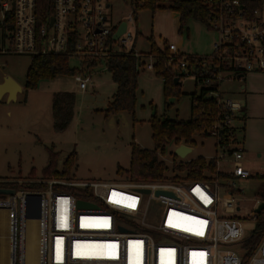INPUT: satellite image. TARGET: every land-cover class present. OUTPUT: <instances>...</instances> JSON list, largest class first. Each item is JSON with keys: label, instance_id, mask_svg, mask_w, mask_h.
I'll return each mask as SVG.
<instances>
[{"label": "built area", "instance_id": "obj_1", "mask_svg": "<svg viewBox=\"0 0 264 264\" xmlns=\"http://www.w3.org/2000/svg\"><path fill=\"white\" fill-rule=\"evenodd\" d=\"M199 1L217 12L209 21L210 30L219 33L209 57L217 65L208 68L204 63L199 75L204 87L218 84L217 91L209 95L217 101L218 115L208 131L223 153L221 159L214 158L216 174L206 171L202 181L167 179L148 184L53 178L40 183L47 185L44 190L16 191L0 202L9 213V264H28L26 221L39 222V254L34 264H243L246 250L242 246L248 238L239 214L242 190L238 183L254 176L244 166L243 144H228L223 136L232 137L233 129L240 128L236 124L244 120L246 107L240 99L225 98L221 84L230 74L237 79L264 72V4L250 15L242 0ZM146 3L132 0V13L124 21L127 30L114 41L121 22L117 27L109 22L105 10L110 5H105V0H54L53 15L41 24L37 0H0V55L103 60L133 52L140 58L141 53L135 50L137 32L133 36L128 23L135 21L134 13ZM180 65L186 70L184 62ZM145 70L154 71L152 56ZM79 71L75 80L85 91L97 72L87 74L81 67ZM226 159L233 166L229 172L220 166L219 160ZM0 182L21 185L40 181ZM31 196L40 197L38 220L30 218L38 210V202ZM79 202L94 206L82 208ZM247 264H264V237Z\"/></svg>", "mask_w": 264, "mask_h": 264}, {"label": "rangeland", "instance_id": "obj_2", "mask_svg": "<svg viewBox=\"0 0 264 264\" xmlns=\"http://www.w3.org/2000/svg\"><path fill=\"white\" fill-rule=\"evenodd\" d=\"M131 2L132 0H105V5H110L105 13L114 27L128 20L132 13ZM170 12L175 11L158 10L153 14L148 9H140L137 12L135 21L128 23L129 32L133 36L138 32L135 41L137 52L148 54L151 46L149 38L154 36L163 49L165 42L172 48L171 54L180 55L181 52L206 57L214 53L219 33L208 30L195 20L189 21L184 32L180 33V28L177 29ZM159 32L161 36L158 35ZM149 58L145 59V63L149 62ZM30 64L29 56L0 55V84L6 77H10L22 87V92L17 95L15 101H10L8 95L0 101V181H40L37 184L48 181L43 180L42 171L48 165L49 148L58 155L59 171L63 169L67 157L77 153L76 165L72 170L73 182H122L125 179L118 175L117 171L119 168L129 169L132 144L136 143L146 150H154L150 124L152 115L188 122L192 116V95L200 93L195 75L188 74L181 80L180 85L172 86V93L176 97H171L174 102L170 103V99L166 101L164 95L162 78L157 77L154 71L144 70L138 79L135 117L121 112L107 118L105 114L96 112L95 108L104 104L105 96H110L115 88L110 73L104 66L93 75V81L88 84L86 92H82L73 76L43 80L37 89H25ZM74 65L76 66L75 63ZM227 78L230 79L222 82L221 92L225 98L237 99L241 92L242 79H234L231 74L227 75ZM58 92H72L77 96L74 119L62 133H55L53 129L52 96ZM193 140L192 152L185 158L175 154L178 146L174 142L166 145L164 154L159 152V159L168 169L167 178H181L177 182L187 180V173L175 169V164L198 158L206 161L215 157L222 158L223 153L215 146L214 137L203 138L197 135ZM245 159L247 162H244V166L254 177L238 183L242 190L238 197L241 205L239 214L244 218L242 225L245 238H249L255 228L252 217L259 206L255 192L260 184L257 177L264 176V158L258 160L255 156L247 155ZM219 161L223 171H231L232 162L227 159ZM32 170L36 171L35 178L30 175ZM0 185L3 184L0 182ZM7 198L0 196V202L6 201ZM25 227V259L28 264H34L38 261L39 254V222L26 221ZM8 235L9 213L5 207L0 206V264H9L11 257ZM240 246L241 244L236 245L237 251H240Z\"/></svg>", "mask_w": 264, "mask_h": 264}, {"label": "trees", "instance_id": "obj_3", "mask_svg": "<svg viewBox=\"0 0 264 264\" xmlns=\"http://www.w3.org/2000/svg\"><path fill=\"white\" fill-rule=\"evenodd\" d=\"M247 14H252L254 10L260 8L264 4V0H242ZM140 9H148L154 14L158 10H171L180 14V29L183 33L187 24L191 20L202 23L208 30L209 21L217 16L214 8H211L199 0H147L144 7ZM139 9V10H140ZM54 13V0H37V21L39 24L47 22L48 18ZM135 19L137 13H134ZM2 27L0 18V28ZM138 35V32H137ZM150 51L148 54L141 57H135L134 53H117L107 59H92L84 58L78 60L70 56H54V55H36L31 57V64L26 74L25 89L35 90L39 83L43 80H55L60 76L76 77L81 72L80 67L85 73L97 72L101 67H105L111 74L112 81L117 85V91L112 100L109 102L106 109L98 110L110 116L127 112L135 117L138 79L145 70V59L151 55L154 59L155 75L164 80V95L166 101L171 97H176L172 93V86L175 84V79L184 71L181 68V62L186 64V76L188 74L195 75L196 84L200 87L199 94H193L191 98V120L181 122L178 120H170L159 118L156 114L152 115L150 120L152 128V139L154 141V150H146L141 148L136 143L132 144L131 149V164L129 169H118V175L124 177V181L134 184H148L161 182L167 179V167L163 161L159 159V152H165L166 145L174 142L176 146L184 143L190 147L193 146V138L197 135L203 138L211 137L208 133L212 127L214 120L218 115V107L216 99L209 97L210 93L216 92L217 83H213L211 87L202 86L201 77L199 76L204 69V63L208 64V68H213V64L217 65L209 59L210 56L199 57L190 55L173 56L169 52L168 44H164L165 48H159L154 40V37L149 38ZM113 45L114 41L110 39ZM76 64V66L73 64ZM219 65V63H218ZM197 67V69H194ZM223 69V66H221ZM184 77H180V81ZM77 105V96L72 92H58L52 96V114H53V129L55 133H62L71 125ZM245 127L233 129L232 137L229 135L223 136V141L230 144H243ZM230 138H233L231 141ZM49 161L48 165L42 171L43 180L50 179H72V170L76 165L77 153H72L67 157L63 164V169L58 170L57 158L58 155L53 150L48 148ZM175 169L180 172H186L187 180L202 181L205 172L208 171L216 174V160L206 161L203 158H198L186 163L175 164ZM31 177L35 178L36 171L32 170ZM220 178L227 177L225 174H218ZM231 177V176H230ZM260 184L255 192L256 198L264 203V176L257 177ZM175 182L179 177L171 178ZM0 188H10L16 191L31 190L39 191L47 188L46 184H3ZM255 228L250 237L244 242L242 249L246 250V255L243 258V264H247L248 260L259 246L264 237V210L255 215Z\"/></svg>", "mask_w": 264, "mask_h": 264}, {"label": "crops", "instance_id": "obj_4", "mask_svg": "<svg viewBox=\"0 0 264 264\" xmlns=\"http://www.w3.org/2000/svg\"><path fill=\"white\" fill-rule=\"evenodd\" d=\"M170 14L177 29L180 28V14L175 12H170ZM158 35L161 36V33L159 32ZM157 45L163 49V47L158 43ZM179 53L182 55H186L181 52ZM162 82L164 85L163 79ZM113 85L115 86L113 92L110 96H105L106 98L104 99V104L95 107L96 111L106 109L109 102L112 100L114 94L117 91V85L114 82ZM86 90L82 92H86ZM240 91L241 92L239 93L237 99H240L242 102H244L246 107L244 120L238 122L240 127H245L243 140L244 160L246 161L245 157L247 155L255 156L258 160H262L264 158V72H251L244 75L241 80Z\"/></svg>", "mask_w": 264, "mask_h": 264}, {"label": "water", "instance_id": "obj_5", "mask_svg": "<svg viewBox=\"0 0 264 264\" xmlns=\"http://www.w3.org/2000/svg\"><path fill=\"white\" fill-rule=\"evenodd\" d=\"M53 24V19L51 20V25ZM127 30V23L122 21L120 25L117 27L116 32L113 36V40L117 41ZM186 71H182L179 76L175 79V84L180 85V77H185ZM244 75L239 76L240 79H242ZM22 92V87L18 85L12 78L6 77L5 81L0 84V101L2 97L5 95L9 96L10 101H15L17 99V95ZM174 100L170 99V103H173ZM190 152H192L191 147L187 145H180L176 148L175 154L181 158H185ZM145 194H148L149 190H143L142 191ZM16 194V190L9 189V188H0V196H13ZM30 199H34L38 202V210L36 213L30 216V218L38 220L40 218V210H39V203H40V197L37 196H31ZM79 206L82 208L85 207H92L94 205L85 203V202H79ZM264 210V203H261L258 208L255 210L256 214L261 213Z\"/></svg>", "mask_w": 264, "mask_h": 264}, {"label": "bare ground", "instance_id": "obj_6", "mask_svg": "<svg viewBox=\"0 0 264 264\" xmlns=\"http://www.w3.org/2000/svg\"><path fill=\"white\" fill-rule=\"evenodd\" d=\"M36 224V223H35ZM26 228V227H25ZM25 249H26V247H25ZM27 250V249H26ZM26 256H27V253H25V258H26Z\"/></svg>", "mask_w": 264, "mask_h": 264}]
</instances>
